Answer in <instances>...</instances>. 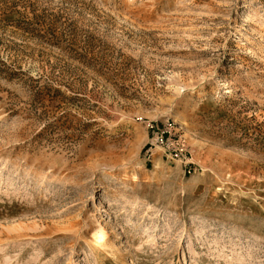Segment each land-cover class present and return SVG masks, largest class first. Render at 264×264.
<instances>
[{
  "label": "rangeland",
  "instance_id": "1",
  "mask_svg": "<svg viewBox=\"0 0 264 264\" xmlns=\"http://www.w3.org/2000/svg\"><path fill=\"white\" fill-rule=\"evenodd\" d=\"M0 264H264V0H0Z\"/></svg>",
  "mask_w": 264,
  "mask_h": 264
},
{
  "label": "built area",
  "instance_id": "2",
  "mask_svg": "<svg viewBox=\"0 0 264 264\" xmlns=\"http://www.w3.org/2000/svg\"><path fill=\"white\" fill-rule=\"evenodd\" d=\"M153 131L157 134V139L153 142V145H158L164 149L166 156L171 159H179L181 156L178 151H180V140L176 141L173 139L176 134L174 133V129H172L171 123L166 124L162 127H154L151 126ZM175 138V137H174Z\"/></svg>",
  "mask_w": 264,
  "mask_h": 264
},
{
  "label": "bare ground",
  "instance_id": "3",
  "mask_svg": "<svg viewBox=\"0 0 264 264\" xmlns=\"http://www.w3.org/2000/svg\"><path fill=\"white\" fill-rule=\"evenodd\" d=\"M53 215H56V214H53ZM51 216H52V214H51ZM48 219H49V217H48ZM92 238L95 239L97 241V243H99L98 245L100 247H103V248L106 247V244L104 243V240L106 241V239H105L106 233H105L103 228L99 229L98 231L93 232Z\"/></svg>",
  "mask_w": 264,
  "mask_h": 264
}]
</instances>
